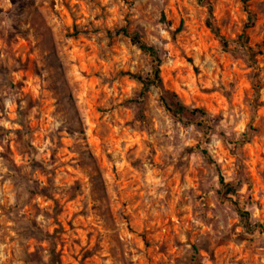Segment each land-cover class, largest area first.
<instances>
[{"label":"rangeland","instance_id":"obj_1","mask_svg":"<svg viewBox=\"0 0 264 264\" xmlns=\"http://www.w3.org/2000/svg\"><path fill=\"white\" fill-rule=\"evenodd\" d=\"M52 254L264 264V0H0V264Z\"/></svg>","mask_w":264,"mask_h":264},{"label":"trees","instance_id":"obj_2","mask_svg":"<svg viewBox=\"0 0 264 264\" xmlns=\"http://www.w3.org/2000/svg\"><path fill=\"white\" fill-rule=\"evenodd\" d=\"M242 1H246V0H242ZM123 33H125L126 35H128V32H126L125 30L123 31ZM244 37H246V34H242L240 36L241 39H243ZM132 39H133L134 42H136L142 48L153 52V49L151 47H148V46L142 44V42L138 39L137 36H133ZM242 43L245 44L246 42H242ZM133 76L139 80V82L142 84L143 88H145V89H148L150 85H152L153 83H155V81H157V82L161 81L159 66H157L156 71H155L154 78L151 79V80L149 78H145V77H143L141 75H137V74H135ZM164 105L169 110V112L173 116H175V117H178V116H187V114L189 113L188 112L189 111L188 108H186L180 102H177L174 106H172V105L168 104L166 101H164ZM244 135H246V134H244ZM221 184H222V188L224 190V194H226V195L227 194H230V193H234L236 191V189H237L231 183H227V182L222 181ZM53 261H55V259H54L53 254H52L51 255V263L52 264H56Z\"/></svg>","mask_w":264,"mask_h":264}]
</instances>
